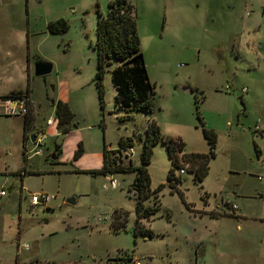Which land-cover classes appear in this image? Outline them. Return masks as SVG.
Wrapping results in <instances>:
<instances>
[{"label": "rangeland", "instance_id": "1", "mask_svg": "<svg viewBox=\"0 0 264 264\" xmlns=\"http://www.w3.org/2000/svg\"><path fill=\"white\" fill-rule=\"evenodd\" d=\"M108 1L0 0V96L27 90L34 116L24 137L22 115L0 114V189L5 191L0 197V264H264L260 0H127L154 85L151 113L136 111L129 118L114 108L110 70L117 60L112 59L102 80L103 110L98 103L93 43L97 12L105 14ZM57 18L68 29L50 33L47 23ZM38 58L52 63L49 74H33ZM51 99L66 102L73 112L69 131L57 128ZM151 120L161 137L146 169L150 189L162 188L156 192L157 211L141 220L153 236L135 237L134 173L92 171L101 166L102 146L114 149L120 137L133 140V153L124 162L139 165V136L144 138ZM201 127L215 131V155L208 158L201 181L185 164L176 184L182 201L167 186L172 167L167 143H181L173 149L180 162L185 154H207ZM37 130L46 137L41 145L29 138ZM78 144L82 153L74 158ZM110 178L117 181L115 187ZM31 194L46 195L48 201L32 206ZM71 196L74 204L66 202ZM226 200L238 206L235 214L245 216L227 215ZM145 204L152 205L153 197ZM114 210L118 216L127 212L119 232L110 228Z\"/></svg>", "mask_w": 264, "mask_h": 264}, {"label": "trees", "instance_id": "2", "mask_svg": "<svg viewBox=\"0 0 264 264\" xmlns=\"http://www.w3.org/2000/svg\"><path fill=\"white\" fill-rule=\"evenodd\" d=\"M47 29L50 33L65 32L68 29L67 22L63 18H57L47 23ZM95 41L93 49L96 52L97 69L94 75V80L98 93V103L100 109L103 110V84L102 80L109 66L112 64V59L117 60V64L110 70V80L115 90L114 108L118 111L125 112L123 117L129 118L132 112L142 111L151 113L154 97V85L149 81L146 68L144 65L143 55L139 49V37L137 34V24L134 8L127 0H109L106 4L105 14L97 12L95 24ZM13 94L22 93L20 89L13 90ZM23 93H28L25 90ZM51 104L54 107V118L57 122V128L61 132L70 130V121L73 119V112L66 102L60 99H51ZM197 107V105H196ZM197 118L201 121L199 111L196 110ZM22 133L25 137L28 130L34 122L33 109L30 102L28 112L22 116ZM121 118V117H120ZM101 126L103 121L100 122ZM150 128L147 129L144 138L139 136L142 143V151L140 153V164L132 165L131 161L124 162V158H128L133 153V140L130 136L119 138L117 147L107 149L102 146V163L98 169L93 170V173L110 176L114 173L133 172L134 178L130 185V190L133 191L136 197L135 203V221L133 233L136 237L138 233H144L149 237L153 236L150 230L143 229L141 220H150L159 207V200L156 195L157 190L150 189V178L146 169V165L150 162L152 146L157 138L161 137L159 128L154 120L150 121ZM201 132L206 139L208 153H189L183 156V162H180L177 155L173 153L176 144L181 148V143H173L172 139L167 143V153L171 159L172 167L169 168L166 174V182L170 193L178 192L183 201V194L178 190L176 184L180 180L179 173L174 174V168L187 169L185 164H191L193 167L194 177L197 180H202L207 173V163L209 157L215 155L216 133L211 128L201 127ZM32 134V133H31ZM30 136V135H29ZM255 151L258 152L255 145ZM54 153H58V146L55 147ZM82 153L81 144L74 153V158H78ZM53 155V154H52ZM115 179V178H114ZM117 184V181H116ZM153 197V204L146 205L145 201ZM187 205V204H186ZM229 212L227 215L234 216L235 211H232L229 206L225 205ZM121 216H118V210H114L111 214L110 228L113 232L124 230L127 220V212L119 211ZM209 215L215 217L212 212Z\"/></svg>", "mask_w": 264, "mask_h": 264}, {"label": "built area", "instance_id": "3", "mask_svg": "<svg viewBox=\"0 0 264 264\" xmlns=\"http://www.w3.org/2000/svg\"><path fill=\"white\" fill-rule=\"evenodd\" d=\"M242 93L247 92L246 87L241 88ZM30 107V98L26 93H20V94H6L0 96V114L4 115H11V114H19V115H25ZM51 120L47 119V124H51ZM261 128L257 125H255V131L260 130ZM45 134L41 131L38 132V134L35 136L34 143L36 144H43V141L45 139ZM39 150H35L34 153H38ZM185 170L184 168H180L178 172L181 174ZM109 182L112 187L116 186V180L114 178H110ZM5 195L4 189H0V197ZM48 201V196L42 195V194H31L30 196V205H38V203H46ZM226 205L229 206V208L232 211L237 210V206L232 203L229 200L225 201ZM27 245H25L26 247ZM136 264H138L136 262Z\"/></svg>", "mask_w": 264, "mask_h": 264}, {"label": "water", "instance_id": "4", "mask_svg": "<svg viewBox=\"0 0 264 264\" xmlns=\"http://www.w3.org/2000/svg\"><path fill=\"white\" fill-rule=\"evenodd\" d=\"M52 71V63L45 60V59H41L38 58L33 62V74L35 76H44L46 74H49ZM38 134V131L33 132L32 134H30L29 138L31 140V142L35 141V136ZM52 159L56 158V155H52L51 156ZM76 201V197L75 196H71L69 197L66 202L69 204H74Z\"/></svg>", "mask_w": 264, "mask_h": 264}, {"label": "crops", "instance_id": "5", "mask_svg": "<svg viewBox=\"0 0 264 264\" xmlns=\"http://www.w3.org/2000/svg\"><path fill=\"white\" fill-rule=\"evenodd\" d=\"M255 2H258V0H255ZM259 4H260V6H259L260 8H263V7H264V1H263V0H260V1H259ZM251 7H252V6H251ZM262 12H264V9L262 10ZM247 14H248V13H247ZM248 16H249V14H248ZM248 16H247V17H248ZM196 59L199 60V59L197 58V56H196ZM27 95H28V97L30 98V96H29L28 93H27ZM37 131H38V130H37ZM259 131L262 132V129H260ZM262 133H263V132H262ZM263 135H264V134H263ZM101 157H102V149H101ZM231 202H232V201H231ZM232 203H234V202H232ZM235 205H236V204H235ZM237 209H238V206H237ZM201 211H202V213L200 212L201 214H209V213H208L209 210H201ZM211 211H212V210H210L209 212H211ZM208 216H210V215H208ZM240 216H245V214H244L243 212H237V214H235V217H240ZM211 217H212V216H211ZM243 219H244V218H243ZM237 227H240V225L237 224ZM235 264H245V263L242 262V261H241V262H238V261H237Z\"/></svg>", "mask_w": 264, "mask_h": 264}, {"label": "flooded vegetation", "instance_id": "6", "mask_svg": "<svg viewBox=\"0 0 264 264\" xmlns=\"http://www.w3.org/2000/svg\"><path fill=\"white\" fill-rule=\"evenodd\" d=\"M10 94H12V93H10ZM35 132V131H34ZM39 132V131H38Z\"/></svg>", "mask_w": 264, "mask_h": 264}]
</instances>
